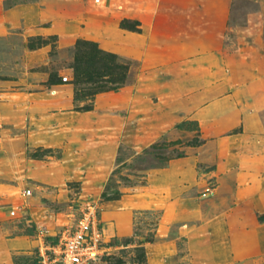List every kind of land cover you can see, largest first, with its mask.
I'll return each mask as SVG.
<instances>
[{"label":"rangeland","instance_id":"1","mask_svg":"<svg viewBox=\"0 0 264 264\" xmlns=\"http://www.w3.org/2000/svg\"><path fill=\"white\" fill-rule=\"evenodd\" d=\"M187 1L195 10L204 0ZM221 4L227 23H209ZM83 10L80 0H0V227L27 241L14 255L15 264H36L34 236L42 230L54 236L71 225L86 198L98 201L108 234H114L106 239L112 249L104 264H151L158 253L156 264H264V212L255 211L252 201L242 199L240 186L223 178L231 168L217 170L222 159L215 158L218 149L209 144L211 138L176 128L198 120L195 112L205 105L191 85L201 51L195 45L206 40L210 74L219 68L228 82L225 94L235 96L242 68L258 56L257 40L264 37V0H207L206 31L187 32V62L173 56L146 67L122 56L134 62L127 85L136 89L141 82L138 103L121 107L114 98L100 107L97 98L103 92L90 111L77 108L92 99L75 101V96L78 89L82 97L95 86L75 85L71 67L77 40H90L80 34ZM202 18L195 13L193 21ZM53 24L60 27L57 33ZM62 36L67 38L63 45ZM70 91L72 105L66 108L62 101ZM82 116L94 126L90 134L73 127ZM198 139L203 146L194 145ZM204 158L215 162L206 164ZM172 163L193 171L188 181L172 189L151 187L157 195L172 193L166 205L180 220H168L160 235L165 204H158L134 212L127 233L114 232L104 203L145 190L149 175Z\"/></svg>","mask_w":264,"mask_h":264},{"label":"crops","instance_id":"2","mask_svg":"<svg viewBox=\"0 0 264 264\" xmlns=\"http://www.w3.org/2000/svg\"><path fill=\"white\" fill-rule=\"evenodd\" d=\"M80 1L85 4L82 14L84 18L83 32L80 34L98 42L104 50L137 59L146 67L164 62L173 56L177 58H175L176 62H187L190 48L187 32L206 31L207 0H204L205 2L203 1L200 5L197 3L194 6L195 10L191 9L192 6L187 0H100L95 4H93V0ZM96 3L98 4L96 5ZM208 7L212 8L210 5ZM213 9L218 15L211 17L216 20L209 21V23L226 24L227 8L225 4ZM195 13L203 16L202 21H193ZM124 19L139 21L142 31L136 32L123 28L121 22ZM59 30L58 24L52 25V32L57 33ZM161 32L180 33L163 34ZM65 39L67 38L61 37L62 45ZM260 39L257 41L261 42V45L256 46L258 56L253 58L251 64L242 68L241 86L235 96L225 94L224 89L228 82L224 80L219 68L216 75L210 74L209 68L212 60L206 55V40L204 39L201 44L195 45L201 48V51L195 60L199 66L193 72L191 85H193L192 87L196 86L199 90L196 97L198 101L201 102L205 98V105L200 106L195 112L198 119L195 120L199 122L202 134L211 138L209 144L218 149L215 158L222 159V162L217 161V170L231 168V174H225L223 178L232 180L234 184L240 186L242 199L247 197L249 201H252L255 211L264 212V37ZM183 42L185 43L183 44ZM212 81L214 84L210 88L209 84ZM204 85L205 90L201 91L200 89ZM140 86L141 82L136 86V89L127 85L119 92L103 93L98 96L97 104L104 107L117 98L121 107H129L130 104L135 107L142 95ZM215 94L216 96H214ZM63 105L66 108H70L72 105L71 91L62 101ZM87 117L82 116L79 121L75 120L73 125L75 128L82 129L81 133L83 134L86 132L90 134L94 127L92 125L91 129L85 122ZM124 125L125 121H122L117 127V132L123 129ZM233 131L236 133L230 135ZM103 137L107 138L108 135L101 136L102 139ZM102 139H100L101 143L104 142ZM113 139L111 140L113 141ZM116 147L117 145L114 143L111 149L114 156ZM102 150L109 151L106 147ZM203 162L212 164L215 160L204 158ZM190 174H193L190 169L180 168L176 163L175 165L172 163L170 167L149 175L150 185L145 188L146 191H135L133 194L123 195L119 200L104 203L106 218L110 224H113L114 232L127 233L129 231L127 225L132 220L134 212L155 209L158 204H165L164 223L161 221L158 230L160 235L161 232H166V222L171 219L180 220V214L173 212L172 207L166 205L167 199L172 197V193L168 194L165 190L166 194L157 195L151 186L157 183L165 187L170 186V189H172V185L182 186L188 181ZM101 217L104 221L102 210ZM105 229L107 239L111 240L114 234H108L106 224ZM60 232L61 230L58 234ZM58 234L47 235V237L50 240H55ZM39 245L40 239L35 235L34 253ZM26 246L27 241L23 235L8 236L3 227H0V264H15L14 255L20 253ZM159 258H161V253L153 255L149 259L150 263L156 264Z\"/></svg>","mask_w":264,"mask_h":264},{"label":"trees","instance_id":"3","mask_svg":"<svg viewBox=\"0 0 264 264\" xmlns=\"http://www.w3.org/2000/svg\"><path fill=\"white\" fill-rule=\"evenodd\" d=\"M140 22L136 20L124 19L121 26L136 32H141ZM74 83L91 84L95 86L92 92L85 91L82 97L79 89L76 91L75 101H85L92 99L91 104L77 108L78 111H90L96 96L103 92H119L129 82L130 72L134 62L122 56L102 49L98 42L92 40L78 39L73 51ZM181 130L197 132L201 135L199 122L196 120H185L176 125ZM203 141L196 140L194 145L201 146Z\"/></svg>","mask_w":264,"mask_h":264},{"label":"built area","instance_id":"4","mask_svg":"<svg viewBox=\"0 0 264 264\" xmlns=\"http://www.w3.org/2000/svg\"><path fill=\"white\" fill-rule=\"evenodd\" d=\"M80 207L79 217L65 226L55 240H50L43 230L38 232L40 245L34 253L36 264H104V256L112 247L106 240L101 207L90 198Z\"/></svg>","mask_w":264,"mask_h":264}]
</instances>
